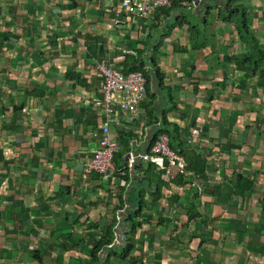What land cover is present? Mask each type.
<instances>
[{"label":"crops","instance_id":"crops-1","mask_svg":"<svg viewBox=\"0 0 264 264\" xmlns=\"http://www.w3.org/2000/svg\"><path fill=\"white\" fill-rule=\"evenodd\" d=\"M226 2L203 0L191 11L160 10L152 23H128L119 0H0V264H85L91 236L113 218L114 236L122 235L117 242L113 237L114 251L124 245L126 199L137 206L139 195L138 203L133 196L143 188L150 193L151 183H140L148 178V164L125 182L120 210L116 176L83 175L98 148L93 132L103 120L94 105L101 97L95 62L105 57L116 67L120 50L130 44L156 58L167 75L165 86H172L178 108L166 115L182 129L181 138L189 137L183 147L197 149L208 170L206 179L194 176L189 184L162 189L153 212L145 206L152 222L135 234L134 255L116 264H135L134 256L136 264H264V107L257 109L256 122L251 111L257 100L264 105V97L257 74L245 79L229 58L240 43L235 28L219 18ZM252 2L264 16V5ZM183 16L197 27L198 44L207 45L191 55L174 47L187 45L195 33L180 24ZM117 19L122 23L115 24ZM258 26L264 46V22ZM154 87L156 102L165 97L158 111L170 108L165 91ZM30 89L36 92L25 93ZM124 120L131 119L122 118L123 125ZM120 127L111 130L118 144ZM133 131L131 150L144 153L151 129ZM258 166L257 184L243 196L235 171L251 176ZM133 182L136 191L129 192ZM193 204L192 213L200 215L192 220ZM193 222L196 229L202 225L195 235L188 227ZM159 225L167 227L164 235H155ZM13 246L26 252L14 258ZM106 251H99L102 261Z\"/></svg>","mask_w":264,"mask_h":264},{"label":"trees","instance_id":"trees-1","mask_svg":"<svg viewBox=\"0 0 264 264\" xmlns=\"http://www.w3.org/2000/svg\"><path fill=\"white\" fill-rule=\"evenodd\" d=\"M203 1V0H202ZM249 1L247 4H243L242 2ZM258 3L264 5V0H257ZM193 0H174L173 5L171 9H163L161 11H172L173 8L178 9H189L194 10L192 4ZM237 2V7H236ZM253 2L252 0H227L226 6H228L227 10L222 11L219 10V18L228 25H231L234 27L235 31V39L239 41L240 43V50L237 52H232L230 55V60L235 63V66L245 72V79H249V77L253 76L254 73L257 74V84L260 87V93L263 94L264 97V50L260 48L263 46L261 44V39L259 37L260 31L258 24L261 22H264V16L259 15L260 12L258 8L253 9ZM234 9V11H231L229 9ZM239 8V9H237ZM160 11V10H158ZM157 11V12H158ZM155 12V13H157ZM154 13V14H155ZM136 20V19H135ZM153 20V19H152ZM250 20L253 22L256 20V22L252 23L250 25ZM139 22L148 23L152 21H146V20H136ZM150 23V24H151ZM187 23L189 24V29L195 33L190 34V42L187 45H177V43H174V47L179 51H186L191 55L192 51H201L203 48H205L206 42L199 43V39L196 36L197 33V27L193 25L189 20H187V17L183 16V20L180 21V24ZM174 25H170L168 27V32L163 36H168L170 32V27H173ZM195 35V36H194ZM262 35V34H261ZM163 37V38H165ZM159 44L155 45L156 47H159L161 43V39H159ZM198 44V45H197ZM125 52H122L120 50V55L118 56L119 64L116 66H120L121 70L124 73H128L131 71H141L144 76L147 79V104H143L142 108L145 110V115L142 117L146 118L145 124L141 128H149L151 129V135L153 138H156L159 134H166L169 137V145L173 150H176L180 154H182L186 161H187V174L181 175L177 177L171 184L173 185H186L190 183V177L199 176L203 179H206V171L208 170V162L206 158L199 154L197 152V149H186L183 147V143L186 140V144H188L189 137L187 139L181 138V131L182 129L179 127V125L175 122H170V120L167 117V111L170 110V113H173L178 108V102L175 99V96L172 92V86H165V73L161 70V68L158 65V61L156 58L151 56V63L146 66H140L139 61L143 57V54L145 52V49H131V44L129 48H124ZM128 50L136 52V54H131L127 52ZM145 56V55H144ZM102 58V57H100ZM100 58H98L96 61H98ZM108 59V58H107ZM109 61V60H108ZM118 62V61H117ZM192 62V61H191ZM190 62V63H191ZM189 63V64H190ZM111 65V64H110ZM114 67V66H113ZM151 67V71H148L147 68ZM154 83L157 85V88H160L161 90L165 91L167 95L166 104L170 105V108L168 109H162L161 112L154 109V104L156 103L157 97L156 92L157 89L154 88ZM36 90L30 89L26 90L25 93L27 94H34ZM212 100V96L210 97V101ZM177 103H176V102ZM264 103V102H263ZM22 109V106H20L19 110ZM161 118H159V116ZM128 117V116H127ZM102 118H104L102 116ZM195 118V117H194ZM128 119H130L128 117ZM141 118H131L129 122L127 120H124V127H120L118 129V136L120 140L119 144V151L114 156L115 162V172L112 174H98L101 176H108L111 175L113 177H117V169L122 168L124 166L123 162V156L128 154L131 150V143L134 141V137L137 134L136 130L138 125H140ZM123 122V121H122ZM196 118L194 121L191 122L190 127H194L196 124ZM136 123V125H135ZM160 124L159 129H155L154 125ZM170 127V128H169ZM133 131V132H131ZM128 132V133H125ZM264 134V132H263ZM121 147V150H120ZM150 149V148H149ZM148 149V151H149ZM116 157L118 158L116 160ZM249 166V165H248ZM244 171V170H243ZM236 172V178L240 181V185L244 188L242 195L249 197V195L252 192V189L255 188V184H257V177L262 172L261 168L258 166V168L255 170L254 174L251 176H245L239 171ZM245 172V171H244ZM146 177H148V182L151 183L150 196L146 199V192L143 188L141 192L139 193L138 199L139 204L137 207L128 214V216L125 219V222L127 226L129 227V231L124 233L123 236L125 238L124 245L121 246L120 252H116L112 249L115 244H113V237L114 236V225L116 219L113 218L107 225L102 227L100 232H97L95 236H91L92 241V249L90 251V256L88 261L85 264H113L111 262V257L113 256V259L116 260H122L127 257H130L133 254V251L135 249V243L138 240L135 237V234L137 233L138 229L143 226V224L152 222L151 215H147L144 213L145 206L148 208L149 212H153V209L151 208V205H155L160 200V197L162 196L161 190L166 188L169 189L170 185L161 181L160 176L157 172H155L154 167L149 164L147 165V173ZM118 178V177H117ZM130 173L126 171L125 176H123V179L127 183L130 179ZM86 179V178H85ZM146 182V181H145ZM155 185V187H154ZM142 187V185H141ZM123 188H120L119 193L117 194V200L120 203L119 206L115 207V209L120 210L122 207H124L125 199H124V192L122 191ZM250 193V194H249ZM249 194V195H247ZM150 200V202H149ZM161 203V202H160ZM163 204V203H161ZM263 210H264V203H262ZM195 207V204H193L191 210L189 211V219H196L199 217L200 214L194 212L192 213L193 208ZM146 216L147 218H141L140 220H137L141 216ZM204 222L207 223V220L204 219ZM160 224V223H159ZM95 226V225H93ZM142 242V241H140ZM107 248L106 256L104 261H102L99 251L102 248ZM111 247V250L108 251V248ZM36 258H38L41 261V257L39 255H36ZM133 262L136 264V257H133Z\"/></svg>","mask_w":264,"mask_h":264},{"label":"built area","instance_id":"built-area-1","mask_svg":"<svg viewBox=\"0 0 264 264\" xmlns=\"http://www.w3.org/2000/svg\"><path fill=\"white\" fill-rule=\"evenodd\" d=\"M174 0H119L120 6L125 13L127 22L136 20L152 21L155 12L163 9H171ZM202 0H193L194 8L202 4ZM136 19V20H135ZM122 23L117 19L115 24ZM136 54V52H133ZM143 56L142 58H146ZM95 70L100 75L101 97L94 102L99 110L102 123L99 129L93 132V137L97 140L98 148L91 154L85 162L83 178H87L92 172L97 174H112L115 172L114 156L119 151V144L112 135V128L121 125V119L128 117L141 118L140 127L145 124L146 118L141 116L143 104H147V79L144 74L137 70L124 73L121 67H113L107 58L102 57L95 62ZM128 116V117H127ZM155 129L160 128V124L154 125ZM150 138V140H149ZM150 141L148 149L144 153L130 151L123 156L124 166L118 168V186H125L126 171L130 173L133 165L140 162L151 164L155 172L160 176V180L171 183L179 176L187 174V161L185 157L173 150L169 145V137L166 134H159L156 138L148 137ZM133 145V143H131ZM128 157V159H127ZM198 191L201 193V187ZM122 235L115 237V242L121 240Z\"/></svg>","mask_w":264,"mask_h":264},{"label":"rangeland","instance_id":"rangeland-1","mask_svg":"<svg viewBox=\"0 0 264 264\" xmlns=\"http://www.w3.org/2000/svg\"><path fill=\"white\" fill-rule=\"evenodd\" d=\"M249 1H247V2H245V1H243L242 3L243 4H247ZM257 2H253V4H256ZM236 7H237V2H236ZM237 9H239V8H237ZM251 20H250V25H251ZM254 22H256V20H254L252 23H254ZM257 23V22H256ZM139 24H142V23H139ZM262 36V35H261ZM260 48H262L263 50H264V46H261ZM260 107V108H259ZM263 107H264V105L263 104H261V100L260 101H258L257 100V102H256V105L254 106V109L253 110H251L252 111V116H253V120H254V122H256V120H257V115H258V113L259 112H261L262 111V109H263ZM257 109L259 110V112L257 111ZM225 115H226V113H224ZM236 115H237V113H236ZM235 118V120H237L236 119V117H234ZM242 138V137H241ZM139 192L140 191H138V193L136 194V195H134L133 197H134V200H135V203H138V200H137V196L139 195ZM150 193H146V199H147V197H149L150 195H149ZM263 202H264V200H263ZM141 219V217L140 218H138L137 220H140ZM170 222H174V218H171L170 219ZM169 222V223H170ZM168 223V224H169ZM199 224V223H198ZM189 227V230H192V234H196V232L197 231H202V225L201 224H199L198 225V229H196V227H195V222H193V223H190V225L188 226ZM156 229V232H155V235H157V234H165L166 233V229H167V227L166 226H164V225H159L158 227H156L155 228ZM206 229H209L208 227L206 228ZM262 236H264V235H262ZM204 237H207V234L206 235H204ZM197 238H199V237H194V238H192L191 240H193V241H195ZM114 242V241H113ZM31 247V246H30ZM13 249H11V252H12V255L14 256V258L17 256V254L18 253H20V252H26V250L24 249V248H22V249H17V248H15V246H13L12 247ZM31 248H33V247H31ZM34 249V248H33ZM112 249L114 250V246L112 247ZM118 249V253L120 252V250H121V247H118L117 248ZM5 250V249H4ZM3 250V251H4ZM111 250V249H110ZM20 251V252H19ZM31 251H33V250H31ZM34 252V251H33ZM44 252H45V249H44ZM47 253V252H46ZM24 254V253H23ZM44 259L45 260H49V256L48 257H44ZM113 259V256L111 257V262L113 263V264H116V261H115V259L114 260H112ZM180 264H185V262H183V263H180Z\"/></svg>","mask_w":264,"mask_h":264},{"label":"water","instance_id":"water-1","mask_svg":"<svg viewBox=\"0 0 264 264\" xmlns=\"http://www.w3.org/2000/svg\"><path fill=\"white\" fill-rule=\"evenodd\" d=\"M149 63H151V60L148 58V57H146V58H141L140 59V61H139V65L140 66H148L149 65ZM147 70L148 71H151V67H148L147 68ZM154 90L156 89L155 87L153 88ZM164 100H165V97L164 96H161L160 97V100H158L155 104H154V109H156L157 111L159 110V108L161 107V105H162V103L164 102ZM159 116V115H158ZM159 118H161V116H159ZM127 159H128V157H127ZM140 164V162H137L136 164H134L133 165V170H131L130 171V175H131V177H136V173H137V171H138V165ZM148 180V178H143V181H141L140 183H141V185H142V187H144V183H145V181H147ZM134 184H135V182H133V183H131L130 185H129V192H134V191H136V189L135 188H133L134 187ZM149 186H150V183H149ZM131 205V206H130ZM136 208V205H134V204H131L130 202H129V197H128V199H126V207H125V212H124V214H129L130 212H131V210H133V209H135ZM105 249H106V247H105Z\"/></svg>","mask_w":264,"mask_h":264},{"label":"clouds","instance_id":"clouds-1","mask_svg":"<svg viewBox=\"0 0 264 264\" xmlns=\"http://www.w3.org/2000/svg\"><path fill=\"white\" fill-rule=\"evenodd\" d=\"M203 3V2H202ZM199 7V6H198ZM195 9H197V8H195ZM231 11H234V9H230ZM122 52H125V50L123 49V51ZM127 52H129V53H131V54H134L133 52L134 51H130V50H128ZM150 59V58H149ZM151 60V59H150ZM137 207V206H136ZM128 215V214H127ZM124 234V233H123ZM115 237H116V235H115ZM115 237H114V239H115ZM123 238H124V236H123ZM124 241H125V238H124Z\"/></svg>","mask_w":264,"mask_h":264}]
</instances>
